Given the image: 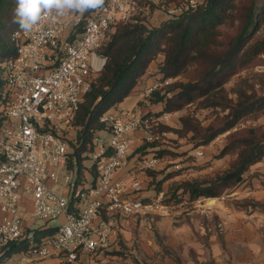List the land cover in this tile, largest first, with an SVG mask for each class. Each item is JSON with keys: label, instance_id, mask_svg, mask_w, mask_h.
Returning <instances> with one entry per match:
<instances>
[{"label": "built area", "instance_id": "2783aa9c", "mask_svg": "<svg viewBox=\"0 0 264 264\" xmlns=\"http://www.w3.org/2000/svg\"><path fill=\"white\" fill-rule=\"evenodd\" d=\"M208 3L105 0L98 10L45 14L32 30L13 34L16 53L2 64L5 85L0 91V264H41L50 259L93 264L113 249L121 219L168 209L162 205L163 196L142 197L144 183L130 168L136 164L134 168L144 172L156 169L161 159L154 150L134 157L137 134L141 146L165 142L168 133L160 128L172 120V113L108 111L100 120L104 129L93 134L86 153L92 163L89 179L71 167L79 147L73 133L81 130L74 123L107 64L102 51L118 25L148 26L155 12L165 23ZM160 86L148 89L146 96L151 98ZM204 155L202 149L194 152L198 158ZM174 169L181 166L176 163ZM122 171H128L130 179L119 177ZM54 221L59 222L55 232L37 239L36 232L53 228L49 223ZM37 223L46 225L34 230ZM21 245L26 250L12 252Z\"/></svg>", "mask_w": 264, "mask_h": 264}, {"label": "trees", "instance_id": "16d2710c", "mask_svg": "<svg viewBox=\"0 0 264 264\" xmlns=\"http://www.w3.org/2000/svg\"><path fill=\"white\" fill-rule=\"evenodd\" d=\"M15 7V0H0V91L5 85L2 64L14 58L16 53L12 40L19 29L17 24L12 23ZM263 14L264 3L259 7L257 0H209L206 8L165 22L157 28L131 23L118 25L102 51L108 58L107 64L85 97L74 123L81 128L79 147H75L80 177L85 170L83 162L87 160L86 153L92 144L93 134L104 129L100 122L102 116L131 95L151 64L160 56L163 57L159 66L163 82L182 76L188 82L177 80L152 93L150 102L163 105L157 115L176 113L199 101L204 108L228 111L208 128H200L189 117L182 118L183 131L186 134L194 133L200 146H207L218 136L232 131L243 119L264 113V93L260 95L246 86L238 90L237 99L233 101L223 90L232 77L261 61L264 35H258V31L264 20ZM230 19L238 22L234 32L218 38L219 28ZM156 146L146 144L139 152L146 155L147 148ZM232 152L237 154V158L226 171L177 184V193L181 191L178 202L187 200L194 204L200 200L220 199L232 193L243 183L244 175L264 161V131L252 128L230 134L228 146L223 149L219 159ZM170 154L167 150L155 152L158 158ZM92 176L96 181L94 169ZM234 207L264 214L263 201L244 199L235 202ZM54 232V228L40 230L36 232V238L41 239ZM22 249L26 250V247L14 246L12 252ZM164 249L176 264H182L177 251L168 246ZM190 253L194 256V251Z\"/></svg>", "mask_w": 264, "mask_h": 264}, {"label": "rangeland", "instance_id": "374dc122", "mask_svg": "<svg viewBox=\"0 0 264 264\" xmlns=\"http://www.w3.org/2000/svg\"><path fill=\"white\" fill-rule=\"evenodd\" d=\"M263 3L264 0H257V5L259 7H262ZM162 17V14L155 12L147 27L152 29L162 26L164 24V20L161 19ZM231 20L232 19L227 20V22L219 28L218 38L222 39L225 35L234 32L238 22L234 23ZM116 28L111 35L114 34ZM261 34L264 35V20L261 22L258 31V35ZM261 58V61H259L256 66L241 71L223 86V90L229 99L236 101L238 90L246 86L255 89L260 95L264 93V55H262ZM154 65H156V67H154ZM149 69L147 71L150 72L149 76H155L157 73V64H153L151 71H149ZM162 78L163 75L160 73V82L158 83L161 84V86L158 90L167 87L168 84L174 83L177 80L188 82L185 76L173 80L169 79L166 83L161 80ZM140 105L145 108V111L142 113L159 116L154 113H149L152 112L150 111V106L154 105L151 102L148 105L143 103ZM157 106L160 108V105ZM157 106L153 108V110H157ZM227 113L228 111L224 112L221 108H204L200 101L187 106L182 111L172 113V120L166 125H162L160 128L168 133L165 142L157 144L153 149L147 148V151L152 149L154 150V153L156 151L167 150L171 152V154L161 157L160 159L166 158V161L162 162L155 170L144 172L138 168L132 169V171H135L136 175L140 177L144 183L143 190L141 191L142 197H144L143 193L147 192L146 189L155 192H165V199H169L163 200L162 205L167 206L168 209L164 212L159 211L155 214H149L143 217L137 216L135 218L121 219L115 228L117 241L113 249L104 257L96 259L93 264H164L165 259H171L174 261V259L166 253V249L164 248L169 246L172 250L177 251L178 254L182 253L183 250H177L168 245V243L170 244V241L168 240V237L165 236L166 232L164 229L166 220H170V223L172 224L171 227L173 228L189 222L203 229V227L206 226L212 227V224L216 223L214 219L216 214L212 212V208L215 204L203 205L197 202L190 204L187 200H183L179 203L178 201L181 200L179 196L181 191L177 193V184L183 183L186 180L204 178L206 175H213L217 171H226L231 162L237 158V154L232 152L219 159L223 149L228 146L230 134L245 132L252 128H260L264 131V113L243 119L232 131L218 136L207 146H200L198 144V139L194 138V133L190 132L186 134L183 131L181 120L182 118L189 117L190 120H192L194 124L200 126V128H208L218 119L223 118ZM80 131L81 130L76 129L73 133V139H78ZM143 146L144 145H142V147ZM140 149L135 148L133 154L134 157L137 154L142 155V153L139 152ZM199 149H202L205 152L203 158L194 156V152ZM148 154H151V152L148 151ZM172 160L178 162L181 166L180 170L172 168L174 165L169 162ZM91 166L92 163L89 162L88 159L83 162V168L87 170L84 171L83 169V174H85L88 179L90 178L91 170L89 169ZM135 166L136 164L134 167ZM71 167H76L78 169L77 164L74 165L73 161ZM178 173L179 177L175 178V176H178L176 175ZM147 176L154 178L153 183H151L149 187H146ZM263 181L264 161L253 166L250 171L244 175L243 183L233 190L232 193L230 192L229 195H225L222 198L227 199L226 196L234 197L236 199L234 204L235 202L244 199L254 200L252 193L255 192V189L259 188L260 183ZM64 189V187L55 188V190L61 192H63ZM70 196L71 194L68 195V197ZM45 225V223H37L36 225H33V229L39 230ZM49 225L54 228L59 225V222L54 221L49 223ZM222 227L223 226L221 225L220 228ZM189 255L191 254L189 253ZM181 256L183 260H187L188 253H182ZM47 261L41 264H47Z\"/></svg>", "mask_w": 264, "mask_h": 264}, {"label": "crops", "instance_id": "0c3cea01", "mask_svg": "<svg viewBox=\"0 0 264 264\" xmlns=\"http://www.w3.org/2000/svg\"><path fill=\"white\" fill-rule=\"evenodd\" d=\"M162 62L163 57L160 56L151 66L153 67V64H157L155 76L152 75L151 77L149 76L150 72H147L131 95L114 109H138L142 112L145 111V108L141 107L140 104H150V97L146 96V92L152 86L159 84L160 73L158 67ZM151 67L149 71H151ZM158 105H160V108L157 105L150 106V111L152 112L149 113H159L163 105ZM156 106L159 109L153 110ZM139 137L140 134L138 133V140L136 141L134 150L135 148L140 149L142 147L139 143ZM165 161L166 158H162L159 165ZM169 162L173 163V165L178 163L174 160ZM133 168L134 166H131L130 169L132 170ZM172 168L174 169V166ZM127 172H120L119 177L125 180L130 179ZM178 177L179 175L175 176V178ZM146 179L148 180H146V187H149L153 183L154 178L147 176ZM263 182L252 193L253 199L256 201H264ZM146 190L147 192L143 193L146 199H156L159 196L165 198V192ZM226 197L227 199H217V203L212 208V212L216 214L214 218L216 223L212 224V227L206 226L202 229L193 223L187 222L173 228L171 227L170 220H166L164 229L166 232L165 236L170 241L168 245L177 250H183L182 253H188L187 260H183L182 253H179L182 264H202L208 262L212 264H264V214L251 210L236 209L233 204L236 199L234 197ZM221 225L223 226L222 228H220ZM191 251H194V256H191ZM47 264H59V261L50 259L47 261ZM164 264L176 263L171 259H165Z\"/></svg>", "mask_w": 264, "mask_h": 264}, {"label": "clouds", "instance_id": "9594fccd", "mask_svg": "<svg viewBox=\"0 0 264 264\" xmlns=\"http://www.w3.org/2000/svg\"><path fill=\"white\" fill-rule=\"evenodd\" d=\"M16 7L12 23L19 29L30 31L37 26L45 14L64 15L66 11L84 13L102 9L105 0H15Z\"/></svg>", "mask_w": 264, "mask_h": 264}, {"label": "water", "instance_id": "95a60500", "mask_svg": "<svg viewBox=\"0 0 264 264\" xmlns=\"http://www.w3.org/2000/svg\"><path fill=\"white\" fill-rule=\"evenodd\" d=\"M206 204H216L217 203V199H207L205 201Z\"/></svg>", "mask_w": 264, "mask_h": 264}]
</instances>
